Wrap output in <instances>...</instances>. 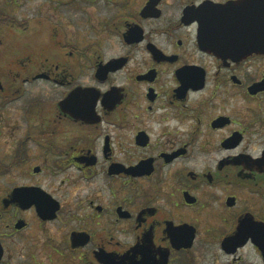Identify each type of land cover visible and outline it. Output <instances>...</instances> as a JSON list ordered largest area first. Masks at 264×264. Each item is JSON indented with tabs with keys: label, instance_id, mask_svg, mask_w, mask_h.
Segmentation results:
<instances>
[{
	"label": "flooded vegetation",
	"instance_id": "1",
	"mask_svg": "<svg viewBox=\"0 0 264 264\" xmlns=\"http://www.w3.org/2000/svg\"><path fill=\"white\" fill-rule=\"evenodd\" d=\"M3 6L0 264H264V0Z\"/></svg>",
	"mask_w": 264,
	"mask_h": 264
},
{
	"label": "rangeland",
	"instance_id": "2",
	"mask_svg": "<svg viewBox=\"0 0 264 264\" xmlns=\"http://www.w3.org/2000/svg\"><path fill=\"white\" fill-rule=\"evenodd\" d=\"M3 1L0 0V8L4 7L3 6ZM16 35V36H15ZM18 34L12 33V27L10 23L7 24H1L0 26V40H1V45H0V67L2 70V74L8 75L10 71V66H11V60H12V38L15 36L16 38ZM0 123L2 124L1 127V135H0V155H3L6 152L7 145H8V134H9V127L12 125V118L16 117V114L19 113L16 111V106H7L3 107V105L0 106ZM6 108V109H4ZM13 113V116H12ZM15 114V115H14ZM9 180L10 178L8 176L2 177L0 179V187L1 186H9ZM21 256V254H19ZM19 255H15V262H20L22 259L25 260L24 257L25 253H22V256L19 260ZM22 263V262H20Z\"/></svg>",
	"mask_w": 264,
	"mask_h": 264
},
{
	"label": "trees",
	"instance_id": "3",
	"mask_svg": "<svg viewBox=\"0 0 264 264\" xmlns=\"http://www.w3.org/2000/svg\"><path fill=\"white\" fill-rule=\"evenodd\" d=\"M0 22L4 24V23H7V20L1 19Z\"/></svg>",
	"mask_w": 264,
	"mask_h": 264
}]
</instances>
